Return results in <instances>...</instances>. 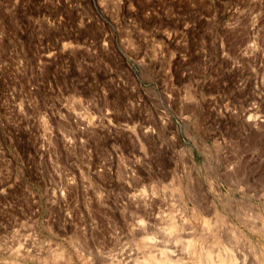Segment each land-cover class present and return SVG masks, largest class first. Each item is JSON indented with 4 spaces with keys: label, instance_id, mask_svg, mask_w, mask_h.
Returning a JSON list of instances; mask_svg holds the SVG:
<instances>
[{
    "label": "rangeland",
    "instance_id": "rangeland-1",
    "mask_svg": "<svg viewBox=\"0 0 264 264\" xmlns=\"http://www.w3.org/2000/svg\"><path fill=\"white\" fill-rule=\"evenodd\" d=\"M0 264H264V0H0Z\"/></svg>",
    "mask_w": 264,
    "mask_h": 264
},
{
    "label": "bare ground",
    "instance_id": "bare-ground-1",
    "mask_svg": "<svg viewBox=\"0 0 264 264\" xmlns=\"http://www.w3.org/2000/svg\"><path fill=\"white\" fill-rule=\"evenodd\" d=\"M234 229H236V228H234ZM237 257H238V256H237ZM235 258H236V257H235ZM210 259H211V258H210ZM210 259H209V260H210ZM231 259H232V257H231ZM209 260H208V261H209ZM232 260H233V259H232ZM232 260H231V261H232ZM233 261H234V260H233ZM242 262H243V261H242Z\"/></svg>",
    "mask_w": 264,
    "mask_h": 264
}]
</instances>
